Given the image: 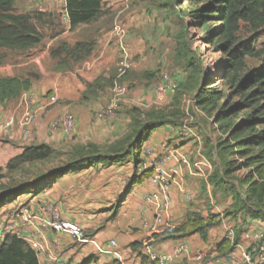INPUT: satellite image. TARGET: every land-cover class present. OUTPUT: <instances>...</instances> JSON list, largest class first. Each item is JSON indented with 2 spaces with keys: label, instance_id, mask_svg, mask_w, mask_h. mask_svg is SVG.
<instances>
[{
  "label": "crops",
  "instance_id": "obj_1",
  "mask_svg": "<svg viewBox=\"0 0 264 264\" xmlns=\"http://www.w3.org/2000/svg\"><path fill=\"white\" fill-rule=\"evenodd\" d=\"M61 3L67 18L65 31L56 33L48 41L47 47L30 60V63L39 64V72L36 74L40 77H35L30 90L22 95H27L36 105L41 104L51 94H56L59 101L43 110L30 140L24 136L22 128L17 124L10 129L0 127V167H5L11 158L30 144L47 143L64 150L76 145L94 144L105 150L132 130V116L126 112L125 107L127 99L122 102L125 104L118 114L106 119L96 117V111L107 103L111 94L108 79L117 62L111 26L115 11L120 9L123 0H112L104 5V12L99 19L73 30L65 9L66 0H17L16 7L22 12L42 6V12L53 14ZM125 13L123 14L126 15ZM123 20L126 23V17ZM81 30L86 33L78 34ZM87 37L95 40L90 54L83 60L73 62L70 68H58L50 52L51 47L60 43L59 40L72 45L86 40ZM22 97L0 103V124L13 116L19 119L23 106L18 102H21ZM141 101L145 106L158 102L157 99L153 100V93L149 91H146V96ZM67 111L76 117L75 133L67 135L61 128L51 131L50 122ZM178 134V126L163 125L152 132L144 147L158 152L163 143H170L179 147L188 157L198 159L201 156L200 147L196 150L191 140L187 142L190 136L180 137ZM166 168L172 170L174 162L168 161ZM184 174L185 192L190 198H186L175 184L171 186L169 215L173 226L183 225L191 212L200 214L204 219L215 216V224L205 227L206 238L200 233L173 234L174 236L163 232L156 234L155 250L168 254L184 243L187 245L186 252L170 264H198V253H202L206 262L213 264L216 257L223 256L229 249L226 246L220 248L222 243L229 240L232 245L231 235L233 234L234 240L237 231L241 232L238 242L244 248H249L250 242L244 239L243 234L255 230L264 231V221L242 216L240 213L226 216L224 211L229 206L222 204L223 200L222 203L220 200L216 203L214 197L220 193L214 190L215 186L209 180L211 174L205 179L189 174L186 168ZM134 175L132 154L111 165L104 162L80 165L57 178L45 189L30 191L6 204L0 210V223L10 225L20 235L34 236L42 244L44 251L39 256L40 264H114L115 258L97 252L89 243H79L69 233L56 232L50 228H42L38 233L36 227L40 225L39 221L28 225L18 218L17 212L24 207L45 216L46 212L54 210L64 220L80 225L102 245L108 246L110 240H115L118 250L124 255V264H158L142 254L141 248L148 236L144 223L151 221L155 214L153 205L147 203L145 197L156 191L158 186L151 177H147L134 184L124 196L126 185ZM223 197L224 200L228 198L224 195ZM2 240L3 237H0V244Z\"/></svg>",
  "mask_w": 264,
  "mask_h": 264
},
{
  "label": "trees",
  "instance_id": "obj_2",
  "mask_svg": "<svg viewBox=\"0 0 264 264\" xmlns=\"http://www.w3.org/2000/svg\"><path fill=\"white\" fill-rule=\"evenodd\" d=\"M185 1L188 6L184 14L190 25L202 30V40L222 54L218 63L221 65V73L212 72L209 76L197 62H188L187 67L194 73L195 79L192 87H197L196 100L205 109L209 107V112L214 113L217 123H224L222 127L227 129V139L236 141L235 147L238 148H233L228 155H239L248 166L264 165V48L257 46L258 41L264 37V0ZM16 2L17 0H0V48L13 51L37 47L43 41V33L36 26L37 22H41L47 15L50 17V14L42 11L36 12L37 14L21 12L16 9ZM65 9L73 30L99 19L104 12V4L102 0H66ZM246 34L250 35L249 38L242 39ZM94 46L93 38L72 45L62 43L52 49V55L58 68H70L73 62L86 58ZM251 59L260 60V64H250ZM153 75L150 77H154ZM35 77L37 76H0V103L20 98L30 90ZM218 79L223 84L215 88L214 84ZM131 112L132 130L105 150L94 144L76 145L68 150L56 149L47 143L25 146L5 167H0V210L30 191L45 189L57 178L80 165L98 162L111 165L132 154L135 175L126 185L124 196L127 195L134 184L152 176L151 169L139 171L143 163L144 144L155 129L173 123L162 118L161 114L154 115L151 120L137 122L140 115L137 116V110ZM244 113L246 114L242 115ZM242 133L245 135L239 138ZM54 160L58 163L36 175L34 179L26 176V167L29 165ZM219 170L215 172V184L225 194L238 198L235 184L226 187V176ZM17 172L21 175L15 177ZM227 174L231 175L232 170ZM261 176L264 187V167ZM236 200L235 209L227 211L226 216L240 213L242 216L264 221V208L252 207L243 200ZM215 221V216L204 219L200 214L191 212L183 225L168 228L163 233L169 236L200 233L206 238L205 227L213 226ZM240 234V231L236 232L234 242L238 241ZM223 246L229 247L228 251L232 247L229 240H225L220 248ZM0 264H40V260L23 238L9 233L3 236L0 244ZM114 264L120 263L114 259Z\"/></svg>",
  "mask_w": 264,
  "mask_h": 264
},
{
  "label": "rangeland",
  "instance_id": "obj_3",
  "mask_svg": "<svg viewBox=\"0 0 264 264\" xmlns=\"http://www.w3.org/2000/svg\"><path fill=\"white\" fill-rule=\"evenodd\" d=\"M185 0H128L126 2V25L129 28L128 46L134 56L135 67L127 74L126 84L129 88L126 97V112L132 116L131 111L137 110V122L151 120L154 115L161 114L162 118H167L173 123L172 126H178L179 132L182 130L184 136L186 130L189 132V142H193V147H200V154L208 158L213 164V171L209 180L212 185L215 184V172L219 170L226 176L225 186L234 185L238 198L233 195H227L217 185L219 196L214 197L216 203L223 200L222 204L229 206L224 211H232L236 207L237 200L245 201L252 207L261 206L264 208V187H262L261 172L264 165L256 164L248 166L245 160L239 155H228L238 148L235 147V140H228L227 129L222 127L224 123H217L214 113L209 112V107L201 106L196 98L197 87H192L195 79L187 64L190 60L197 62L200 67L204 68L206 75L212 72L221 73L219 61L222 58L220 52H216L208 43L202 40L204 33L194 25H190L188 17L185 16L184 10L187 7ZM18 10V8H16ZM43 10L42 6L34 7L28 11L37 14ZM57 10V11H56ZM53 14L48 15L41 22H37V27L43 33L42 43L28 50H7L0 48V76H38L39 64L30 63V60L41 53L46 47L50 38L56 33L60 34L65 31L67 18L64 13L63 3L59 4ZM48 14V13H47ZM86 31H79L78 34H85ZM79 35V36H80ZM250 35H243L242 39H248ZM87 41L92 37H87ZM60 43L51 47L52 49L61 46ZM257 46L264 48V37L261 38ZM56 61V60H55ZM195 63L193 67L195 66ZM249 63L259 65L260 60L251 59ZM57 64V61H56ZM55 64V66H56ZM14 65H20L15 67ZM73 65V63H72ZM113 69L108 79V86L111 88L112 78L115 75ZM167 71L173 78L178 81V88L171 97L166 94L163 101L157 104L144 105L142 100L146 96V91L153 93V100L157 99L158 87L161 84V73ZM154 74V77H150ZM223 81L218 79L215 88L221 87ZM135 95V97L133 96ZM22 97V96H21ZM20 97V98H21ZM24 95L19 101L21 106L24 105ZM19 98V99H20ZM18 100V99H17ZM143 102V103H142ZM125 103H121V112ZM103 105V104H102ZM246 113L242 114L245 115ZM185 132V133H184ZM245 134H239L242 138ZM193 149V148H192ZM190 158V157H189ZM194 160V158H190ZM226 160V161H225ZM58 161H46L36 163L26 167V176L34 179L36 175L51 168ZM229 164L231 166L229 167ZM217 167V169H215ZM230 168V169H229ZM232 170L231 175L226 172ZM21 175L20 172L14 174L15 177ZM231 197V198H230ZM218 205V204H217ZM221 207V206H220ZM0 237L1 233H0Z\"/></svg>",
  "mask_w": 264,
  "mask_h": 264
},
{
  "label": "built area",
  "instance_id": "obj_4",
  "mask_svg": "<svg viewBox=\"0 0 264 264\" xmlns=\"http://www.w3.org/2000/svg\"><path fill=\"white\" fill-rule=\"evenodd\" d=\"M111 1L102 0L104 5L109 4ZM126 2L128 0H123L120 9L115 11L111 26V36L117 50L116 73L112 81L109 100L96 111V117L98 119H106L107 117L114 116L120 110L121 103L129 93V88L125 80L126 76L136 65L134 56L128 46L129 28L123 20V13L126 12ZM160 78L161 84L158 87L157 94L158 102L163 101L166 94L171 95L175 93L178 88L177 79L173 78L167 71H163ZM58 101V96L51 94L41 104L36 105L31 98L26 97L19 119H16L14 116L10 117L3 121L0 127L10 129L17 124L22 128L24 136L30 140L33 138L35 128L43 110L56 105ZM60 128L67 135L75 133L76 117L73 113L67 111L62 116L50 122L51 131H57ZM181 134L183 135L182 130L178 135L180 136ZM188 134L189 132L186 130L184 136L189 137L190 134ZM142 160L143 163L140 165L139 171L151 169L153 171L151 179L158 186L156 191L151 192L145 197L146 202L153 205L155 214L151 221L144 223L148 236L141 246L142 254L148 256L158 264H170L182 256L187 250V245L184 243L180 244L173 252L168 254L158 253L154 248V236L164 232L168 228L174 227L169 215V206L172 200L170 188L175 184L186 198H190V195L185 192L184 169L186 168L191 175L207 179L212 172L213 165L202 154L198 159H190L179 147L172 146L170 143H163L158 152L145 146L143 148ZM168 161L174 162V168L172 170L166 168ZM17 216L28 225L39 221L40 225L36 227L38 233H40L42 228H50L56 232L69 233L79 243H89L94 246L97 252L112 255L120 264H124L125 262L124 255L118 250L115 240H110L108 246L102 245L80 225L64 220L54 210L46 212L45 216V214L38 215L29 208L24 207L19 209ZM0 233L2 237L9 233L20 236L36 252L38 257L44 251L42 244L34 236L26 237L20 235L13 231L10 225L5 226L0 223ZM243 237L250 242L249 248H244L238 241L234 242L232 234L231 240L233 242L231 249L223 256L216 257L213 264H264V231L255 230L245 232ZM196 259L198 264H212L204 260L202 253H198Z\"/></svg>",
  "mask_w": 264,
  "mask_h": 264
}]
</instances>
